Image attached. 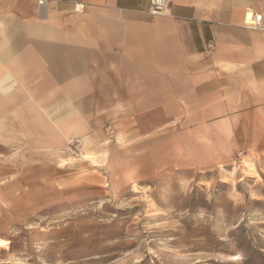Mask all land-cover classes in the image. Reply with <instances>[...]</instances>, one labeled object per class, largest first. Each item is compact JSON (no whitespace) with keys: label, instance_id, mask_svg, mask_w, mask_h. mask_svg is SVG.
<instances>
[{"label":"crops","instance_id":"obj_1","mask_svg":"<svg viewBox=\"0 0 264 264\" xmlns=\"http://www.w3.org/2000/svg\"><path fill=\"white\" fill-rule=\"evenodd\" d=\"M38 1L0 0V162H57L109 127L209 149L264 134V30L243 24L264 0Z\"/></svg>","mask_w":264,"mask_h":264},{"label":"rangeland","instance_id":"obj_2","mask_svg":"<svg viewBox=\"0 0 264 264\" xmlns=\"http://www.w3.org/2000/svg\"><path fill=\"white\" fill-rule=\"evenodd\" d=\"M116 135L0 162V264H264V134L231 149Z\"/></svg>","mask_w":264,"mask_h":264},{"label":"built area","instance_id":"obj_3","mask_svg":"<svg viewBox=\"0 0 264 264\" xmlns=\"http://www.w3.org/2000/svg\"><path fill=\"white\" fill-rule=\"evenodd\" d=\"M62 1V0H39L40 5H47L51 2ZM167 4V0H150L148 12L153 15L161 14ZM74 10L76 12H82L84 10V5L81 3H76L74 5ZM243 24L247 28L264 30V15L253 10H247L244 15ZM207 49L209 52L215 49V41L211 40L208 43ZM108 132L114 135V129L112 127L108 128Z\"/></svg>","mask_w":264,"mask_h":264},{"label":"bare ground","instance_id":"obj_4","mask_svg":"<svg viewBox=\"0 0 264 264\" xmlns=\"http://www.w3.org/2000/svg\"><path fill=\"white\" fill-rule=\"evenodd\" d=\"M7 244L5 239L0 238V246H5Z\"/></svg>","mask_w":264,"mask_h":264}]
</instances>
